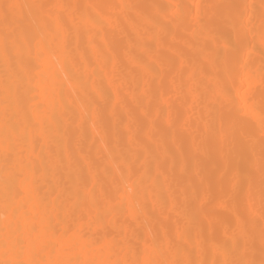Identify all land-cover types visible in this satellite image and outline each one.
Listing matches in <instances>:
<instances>
[{
	"label": "bare ground",
	"instance_id": "obj_1",
	"mask_svg": "<svg viewBox=\"0 0 264 264\" xmlns=\"http://www.w3.org/2000/svg\"><path fill=\"white\" fill-rule=\"evenodd\" d=\"M160 1L163 4H160L159 0H114L107 7L108 12L118 13L119 16L114 17H106L102 12L93 10L91 6L89 9L78 7L75 9V17L62 14L66 30L56 33L41 30L40 37L33 30V26L29 25L26 13L27 10L31 11L30 9H16L5 19L7 22L16 16L24 23L21 38L18 40L22 55L17 62L21 58L22 61L16 68L12 67L10 61L3 56L0 47V72L7 71L13 80L21 71L27 76L33 75L35 81L42 84H39V87L29 85V92L27 88L19 87L18 98L13 93L3 94L4 118L0 123V131L4 132L2 138L5 141V151L11 155L2 162L9 174L3 176L5 185L0 190V264H13V261L18 259V254L4 245L3 237L8 230L6 225H11L13 229L18 225L23 235L31 236L37 242L35 248L23 256L25 260L37 261V264H113L117 260L128 261L131 264L137 261L136 252L128 248L110 249V242L113 238H120L121 228L125 229L127 235L132 234V230L138 226L134 214L143 207L144 209L148 207L147 202L157 201L161 190L170 196L176 207L180 208L187 202L186 197L188 195L190 197L193 192V181L204 187L202 192L198 190L199 192L203 193L204 189L209 193L211 191L210 196L221 189L222 193L230 189L231 195V192L235 195L237 190L236 193L241 194L242 186L247 188V185L252 193L255 192L254 194L261 191L259 186L264 182L262 124L257 123L253 133L247 130H245L247 134L242 131L238 133L239 137L245 134L246 142L242 140L243 137L240 138L241 142L257 151L255 166L247 170L245 166L248 163L238 164V157L235 156L237 153L228 151L229 147L228 149L226 147L228 144L224 143L226 127L222 125V120L223 122L224 119L228 120L232 113L226 117L223 108L228 106L231 112L229 106L232 102L221 106L210 103V100L217 93L229 94L232 90L233 96L240 97L243 112L249 120L258 122L259 115H264V110L260 112L251 105L256 97L264 98V88H260L256 95L255 81L250 77L255 70L264 67V0L208 1V5H247V8L243 9L247 15L246 27L251 23L260 25L259 32L251 33L253 31L246 29L244 33L243 63L245 66L247 64L251 73L237 80L232 77L231 69L229 73L225 70L224 77L222 75L224 70L221 71L222 69L218 67L219 60L225 62L224 53L230 44L226 36L236 41V33L231 24L226 21L214 22L209 32L203 25L209 22L213 13L210 11L198 13L196 7L192 8L191 22L195 28L188 38L173 37V49L165 41L167 37L172 36L167 32L166 25L173 22L182 23L186 19L187 7L193 0ZM21 2L31 4L36 1L16 0L9 3ZM53 3L79 6L77 0L70 3L65 0H51V4ZM84 3L90 4L89 0H84ZM219 10L220 14L223 12L222 15L219 14ZM219 10L215 13L219 17L234 16L236 12V9L229 7H220ZM73 22L75 27H72ZM104 23L110 27L109 31L105 30ZM6 26L7 23L3 24L4 29ZM223 28L224 31L227 29L228 35H222L220 30ZM94 31L105 36L102 42L104 50L117 55L120 59L115 70L119 74L114 76L104 71H100L99 74L93 66L85 63L79 39L87 34L85 45L92 57L97 56L99 49L92 39ZM179 34L186 35L181 29ZM33 39L35 40L32 41ZM173 63L178 65L177 70H174ZM34 64H37L36 68H33ZM227 65L224 63L223 67L225 69L232 67L226 68ZM78 66L79 75L75 73ZM152 66L158 71L153 70ZM200 68L205 70L200 71ZM138 74L141 75V86L137 87L136 80L128 81L131 76ZM127 78L129 80L124 82L122 88L120 82ZM177 78L182 84L176 82ZM161 79L171 88V95L161 94L159 89ZM100 81L107 84L116 82L114 105L124 116L128 114V109L132 108L135 114H138L139 127L133 129V123L129 120L122 124L118 121L117 115L113 112L114 105L102 96ZM223 84L227 85L223 87ZM242 85L246 86V90L240 95L239 88ZM60 86L68 92L65 106L59 94ZM227 87L231 90L229 91ZM36 91L40 102L31 103L33 92ZM153 93L166 105L168 101H180L176 107L182 110V115L186 116V119L171 115L173 108L171 106L170 115L165 119L166 130L156 129L152 124L156 114L154 102L149 100ZM220 114L223 115V119L220 118ZM103 115L107 116L105 124L111 129L113 144V154L107 156L103 153L99 157L100 161H103V158L108 160L110 167L107 170L98 168L88 161L87 153L91 151L92 145H82L79 140L68 141L75 126L82 129L88 127L91 134H97L96 149H100L108 140V129L106 131L101 122ZM141 123H146L149 128L142 129ZM235 123L236 120L235 122L233 120V124ZM174 128L186 132L189 136V158L181 154L183 148L173 136L176 130ZM134 131L139 134L137 138ZM237 132L236 135L233 134L235 138L232 137L231 142L239 140V137L236 139ZM217 133L220 135L218 138ZM216 139L218 143H222L221 151H218L220 154L218 161H222L224 168L222 171L214 168L215 163L214 165L212 163ZM11 141L21 149L29 146L31 144L29 142L43 147L37 150L38 146L35 145L34 148L33 145L32 148L29 146L31 152L28 156L18 159L13 154L14 146L10 144ZM236 141L234 143H237ZM155 148L161 161L154 159L152 150ZM228 157L231 160L225 167L224 163ZM242 169H246L247 172H243L241 176ZM251 169L252 173L257 172L256 175L251 173ZM107 174H110L111 179L108 180L109 187L104 188L102 181ZM251 174L257 177L254 178ZM80 175L89 177V182L84 177L81 182L78 179ZM241 180H244L246 186ZM17 182L21 185H16ZM13 184L15 185L12 186ZM13 187H20L21 193L25 194L24 198H13L12 193L9 194ZM65 187L69 191H66ZM224 188L229 189L224 191ZM47 189H52L56 195L48 196L51 190ZM38 195L40 196L35 199ZM207 200L210 205L209 199L201 198L199 202H206L208 206ZM179 219L174 220H178L179 223L184 220ZM174 220L172 219L170 223L175 222ZM187 224L195 229L197 223L191 217ZM261 224L264 227V221ZM33 227L34 232L31 231ZM261 228L255 230L258 240L254 241L253 247L249 243L250 250L246 251L242 246L240 249L241 254L255 264L259 262L255 261L256 257H264L260 239ZM176 235L181 237V234ZM163 236L164 234L161 235ZM164 240L166 239L164 238L163 242ZM259 254L263 256L259 257ZM205 255L211 257L208 250ZM141 258L142 261L167 260L165 255L153 252L151 248L147 254L143 252Z\"/></svg>",
	"mask_w": 264,
	"mask_h": 264
},
{
	"label": "rangeland",
	"instance_id": "obj_2",
	"mask_svg": "<svg viewBox=\"0 0 264 264\" xmlns=\"http://www.w3.org/2000/svg\"><path fill=\"white\" fill-rule=\"evenodd\" d=\"M16 0H0V5H3L5 3H9V2H15ZM36 1V0H35ZM66 2L70 3L72 0H65ZM79 2V7H86L87 9H89V6L92 7L93 10H98L100 12H102L103 14L106 15V17H114V15H118V13H111L107 11V7L108 4H112L114 2V0H89L90 4L87 5L86 3H84V0H77ZM208 1L209 0H193V2L191 3V5H189L187 7V11H186V19H184V21L182 23H176L173 22V24L168 23V21H166V23H168L166 25L167 28V32L171 33V38H166L165 41L166 43L171 46V48L174 49L173 43V37L175 38H188L189 36H191L193 29L195 28V26L193 25V23L191 22V9L192 8H197L198 13H205L206 11H210L211 14L212 13H216L220 8H212L209 9L208 7H204L205 5H208ZM40 2L45 3V4H51V0H40ZM160 4H163L160 0H159ZM20 4L22 5H26L27 3L21 2ZM27 10V8H26ZM222 11V10H221ZM262 12V10H261ZM223 12H221L220 14V10H219V14L222 15ZM27 16H28V22H29V17L33 16L34 13L32 11L27 10ZM246 15V14H245ZM247 17V15H246ZM65 22V20L63 19V23ZM7 23L6 29H4L3 24ZM24 25V23L19 20L16 16L12 17L9 21H5V16L3 14V10L0 9V38L3 37V35L6 32H11L14 37H15V42L14 43H9L8 46V53L5 54L4 52V48H3V43H2V39H0V47H2V54L3 56H5V58H7L10 61V65H12V67L17 66V64H19L22 61V58L20 59L19 62H17V60H19V58L21 57V52H20V44H19V39L21 38V30H22V26ZM31 26H33V30L37 32V35L40 37V31L41 29L37 26L36 23H31ZM105 30L109 31L110 27L107 26L106 23L103 24ZM259 28L260 25L259 24H255V23H251L249 24L246 29H250L251 33H255V32H259ZM180 29L182 31H184L186 33L185 36H181L179 34ZM223 36L228 35L227 34V29L224 28L220 30ZM224 31V32H223ZM229 33V32H228ZM36 37V35L34 36ZM88 35H84L81 36V38L79 39V42L81 43V53L83 54V59L85 61L86 64L93 66L100 74V71H104L105 73H109V74H119L118 71L116 70V65L117 62H120V59L117 58L118 56L113 54V53H107L104 50L103 47V39L105 38V36H101L99 34V32L94 31V35L92 37L93 42L97 44V47L99 49L97 56L92 57L90 55V51L87 49L86 45H85V40L87 39ZM227 40L232 43L233 41H235L234 39L232 40V37L230 36H226ZM35 39H33L32 41H34ZM232 41V42H231ZM109 45V44H108ZM111 45V43H110ZM180 51V50H178ZM185 54V53H184ZM26 56V55H25ZM244 56H245V50L243 51L241 57H240V61H239V65H230V64H226L229 69H225V67H223V64L220 60L218 63V67L221 68L223 71L222 75H224L225 77V70H227V73H229L230 69L232 70V77L234 78V80H237L238 78H243V76H245L246 74H249L251 72H249L248 66L246 64L243 63L244 61ZM249 58V56L247 57V59ZM246 59V57H245ZM173 68L174 70L178 69V65L176 63H173ZM225 66V65H224ZM37 64H34L33 68H36ZM152 69L155 71H158L157 68L152 66ZM205 70L200 68V71ZM79 71H80V67L78 66L75 69V73L77 75H79ZM198 70V72H200ZM220 71V72H221ZM255 73L252 74L250 77L255 81L254 86H255V91L254 93H258L260 91V88H264V67L260 68L258 70L254 71ZM198 74V73H197ZM0 75L2 76V79L0 80V123L3 122V118H4V104H3V94L5 93H13L17 98L19 97V87L23 88H27L28 92H29V85H36L37 87H39V84H42L40 81L37 82L35 81V79L32 76H27L25 75L23 72L19 71L16 74V77L12 80L9 77V74L7 71L2 70L0 72ZM222 75L220 74V76L222 77ZM4 76V77H3ZM220 77V78H221ZM206 79H208L206 77ZM114 80V79H112ZM129 78L125 79L124 81L120 82V86L123 88V85L125 84V81H128ZM136 80V85L141 86V75H135V76H131L130 81H134ZM260 80H262V82H260ZM176 82L181 83V80L179 78L176 79ZM159 89L161 90V94L163 95H171V88L169 87V85L167 84L166 81L164 80H160L159 82ZM226 83V82H225ZM180 84V85H181ZM227 85V84H225ZM223 84V87L225 86ZM99 86L101 88V93L102 96H104L107 100V102H109L110 104H115L114 101V91L116 90V82H113L112 84H107L104 83L103 81H100ZM42 87V86H41ZM40 87V88H41ZM229 88V87H227ZM225 89V88H224ZM231 90V88H229V91ZM246 90V86L242 85L239 88L240 91V95H243L245 93ZM59 94L62 97V104L65 106L66 104V100H67V95L68 92L65 91L64 87L61 88V86L59 87ZM253 91V90H252ZM133 92L138 93L137 91L133 90ZM226 92H228V89L226 90ZM234 93V91H233ZM34 95H32L31 98V103H39V98H38V92H33ZM119 94V92H118ZM230 96V102H232L229 106V108L231 109V112L228 110V106L227 108L225 107V109L223 108L224 111V115L226 117L229 116V114L232 113V115L227 119H224L223 122V118H222V114L220 118H222V125H224L226 128L225 130V142L226 147L228 149V151H235L237 153L238 157V164H242V163H248L245 168L247 170H249L252 166H255V156L257 155V151L255 149L250 148L249 146L245 145L244 142H246V139L244 137L245 134V130H247L248 132L253 133L254 127L256 126L257 123H261L262 119H264V115H259L258 117V122H255L253 119L249 120L248 116L243 112V104L241 103V99L238 96H233L232 94V90L231 92H229L228 94ZM257 95V94H256ZM150 102H154V111L156 112L155 114V120L152 122L153 126L156 129H165L167 128L166 125V117L167 115H170L169 113V109L171 106H173L172 108V113L171 115H175L179 118L184 117V119H186V116L182 115V110L178 107H176L180 101L176 102V101H168V105H166V103H164L163 101L160 100L159 96L157 94H154L149 98ZM178 103V104H177ZM251 105L256 108L257 110H259L260 112L264 110V98L262 99H258L256 97V100H253V102L251 103ZM156 107V109H155ZM227 109V110H226ZM129 112L126 116H124L123 114H121L120 109L114 105L113 106V112L117 115L118 117V121L122 124L123 122L129 120L133 123V129L139 127L140 122L139 118H138V114H135V111L132 108L128 109ZM225 111H229L227 114L225 113ZM228 115V116H227ZM225 117V118H226ZM107 116L103 115L102 117V123L104 125L105 130L107 131L108 129V140L105 142V145L102 144L100 149H96L98 147V137L97 134H91L90 129L88 127H84L83 129L80 128L79 126H75L73 128V130L71 131L72 134L69 136L68 141H76L79 140V142H82V145H92L91 151L87 150V159L90 163L94 164L96 167H102L103 169L107 170L110 167V164L108 162V160L106 158H103V161H100V156L103 155V153H105L107 156H110L111 154H113V144H111L112 141V132L111 129L105 124ZM217 120V119H216ZM233 120L236 123L233 124ZM233 124V125H232ZM72 126H74L73 124H71ZM142 129L147 130L149 128L148 125H146V123H141ZM176 128H174L175 130ZM219 129V125L217 126V130ZM239 129V130H237ZM216 130V129H215ZM216 130V132H217ZM238 132H237V131ZM235 131V132H234ZM243 132L245 133L244 135H242L241 137H243L242 140H244V142L240 141V138L238 133L239 132ZM181 132V130L176 129L173 132V136L175 137L176 141L178 142V144L180 143L182 145V151L181 154L183 153L184 156L187 155V157L189 158V153H190V149L188 147V137L186 135V132H184V134H179ZM215 132V131H214ZM236 135L237 132V137L236 139H238L239 137V144L238 141H236L237 143L231 142V139H233L232 137L235 138V136L233 135L234 133ZM4 132L3 130L0 131V190L1 188L5 185V182L3 180V176L5 177L6 175L9 174L8 169L4 168L2 165L3 160L5 161L6 156L8 157V153L7 151H5L4 148V139L2 138ZM135 137H138V132L134 131ZM240 134V133H239ZM213 135V134H212ZM210 135V137L212 136ZM264 135V132H263ZM219 133H217V137L218 138ZM173 137V138H174ZM214 137V136H212ZM220 138V137H219ZM92 141L90 142L89 140ZM166 144L168 145L167 141L169 140L168 136L166 137ZM174 139V140H175ZM213 141V138L211 139ZM221 140V139H220ZM230 140V141H229ZM214 142V141H213ZM31 143V144H30ZM10 144L12 146H14L13 149V154L18 157V159L23 158L24 156H28V154L31 152L29 149V146L33 145L34 146H38L37 144H33V142H29V146H27L26 148L22 147L19 148L17 144H14L12 141L10 142ZM216 146V149H213V153L215 151V155L213 156L214 158V168L219 169L220 171H222L224 168H222V161H218L219 160V153L218 151H221V147H222V143L220 144V142L218 143L217 139H216V143H214ZM217 144V145H216ZM244 144V145H243ZM27 145V143L25 144ZM43 146L39 145L37 150H40ZM96 150H95V149ZM108 152V153H107ZM152 153L154 155V159L156 161H161V157L157 154V148L152 150ZM44 156V155H43ZM41 157V156H39ZM174 157L176 158V156L174 155ZM233 157V156H231ZM211 159V161H213ZM230 157H228L225 160L224 166L226 167V164H228L230 162ZM210 161V159H209ZM257 161V160H256ZM213 168V167H212ZM216 169V170H217ZM246 169H242L241 172H247ZM255 169V167H254ZM82 171V168H81ZM213 171V170H212ZM218 171V170H217ZM256 171V169L254 170V172ZM250 172V171H249ZM253 172V169H251V173ZM257 173V172H256ZM256 173H252L255 174ZM250 175V173H247ZM251 176L253 177L254 175ZM242 176V175H241ZM87 180L89 182V177L87 176H83L80 175V177H78V179L82 182V179ZM257 177V176H256ZM254 176V178H256ZM110 174H107L105 176V179H103L102 184L104 186V188H108V180H110ZM244 181V180H243ZM241 180V182H243ZM194 185H192L193 187V192L191 194L192 198L189 197V195L186 197L187 199V204L183 205V207H176L175 206V202L173 200H171L170 196L164 194V191L161 190V192H159V196H158V200L157 201H151V202H147L148 207H146L144 209V207L142 208V210H138L137 213H143L146 212L151 216L154 217H158L160 218L163 223L167 226L166 228H159L158 232H159V237L161 238V240H163L164 238L167 240H164V245L165 247L161 250L160 253H162L163 255H165L167 257V260L169 261H174L176 259H184V258H189L191 259L194 264H217L218 261H222L224 259V251L227 250L229 252H232L233 250L236 249L237 247V239H234V237H238L240 234H243V238H240L238 241L239 244V248L242 249L244 248V250L248 251L250 250V246L253 247V243L254 241L258 240V237L255 233V230H258L259 228H264L262 226V222L264 221V182H262L259 186V189L262 191L254 194L255 192L252 193L251 189L249 190V186L247 185V188H245L244 186H242V191L240 190L241 194L236 193L238 192L235 191V195L233 194L234 192H231V194H229V190L227 188H224L223 190L226 191L225 189H227V192H223L222 193V189L218 192L216 191V193H222L217 195L216 193H212L211 191L209 193V191L207 192V189H204V192L201 193L202 189L204 188L203 186L197 184L196 181H193ZM223 182V181H222ZM221 183V182H219ZM16 185H21L19 182L15 183ZM15 184H13L12 186H14ZM222 184V183H221ZM243 185L246 186V183L243 182ZM203 187V188H202ZM249 187V188H248ZM240 188V187H239ZM244 188V189H243ZM20 187H13L12 191L9 193H12V197H18V198H24L25 194H22L21 191L19 190ZM66 191H69L68 188H64ZM51 190V191H50ZM198 190H200L201 192H199ZM219 190V189H218ZM43 191V190H41ZM47 191H50V193L48 194V196H53L56 195V193L54 191H52V189H47ZM94 191V189H93ZM194 193V194H193ZM225 193H227L225 195ZM196 194V195H195ZM208 194V197H207ZM239 194V195H238ZM41 195V194H40ZM40 195H38L36 198H38ZM194 195V197H193ZM201 195H203L201 197ZM255 195V196H254ZM205 196V197H204ZM222 196V197H221ZM224 196L226 198H224ZM218 197H221L220 199ZM170 200H169V199ZM194 198V200H193ZM203 198V199H209L210 201V205H208V200H207V205L206 206V202L205 203H201L199 202V200ZM192 199V201L190 200ZM219 199V200H218ZM191 201V202H190ZM157 202V203H156ZM227 202V203H224ZM218 203V204H217ZM222 203V204H221ZM157 206H156V205ZM225 204V205H224ZM152 207H150V206ZM222 205V206H221ZM43 206V205H42ZM155 207H157V209H155ZM185 207V209H184ZM177 208V209H175ZM184 210H183V209ZM180 209H182L180 211ZM202 209V211H201ZM144 210V211H143ZM180 211V212H179ZM183 221H181L179 218ZM183 218H182V217ZM175 217V218H174ZM191 217H193L195 219L196 224V228L192 229L190 228L187 224L188 219H190ZM233 217V218H232ZM174 219H179L181 221V223H179V228L180 225L184 222V224L181 225L180 228V232H177L176 230V225L177 224L175 222H177L176 220H174L175 222H171V220ZM185 225V226H184ZM264 225V224H263ZM146 225L144 228H141L140 225L137 226V230L139 231H146ZM257 229H256V228ZM259 227V228H258ZM261 228V229H262ZM167 232V235H165V233ZM169 232V233H168ZM184 232H188L190 233L191 239L186 241L187 243V247L189 249V253L190 255L188 257H185L183 254H177L175 248H173L172 250H168L167 248V243L168 240H172L174 243H181V246H183V243L181 242V240H179V238L181 239V237L179 235L176 234H181ZM23 234V233H22ZM163 237H161V235H163ZM176 236H178V240L176 239ZM242 242H244V244H242ZM249 243L251 244L249 246ZM233 244V246H232ZM258 247L260 246L259 244H257ZM256 245V246H257ZM259 250H261V246L260 248H258ZM141 248H143V245H141ZM256 249V250H257ZM262 249H264V245H262ZM206 250L209 251V253H211V257H208L205 255ZM204 252V254H203ZM158 253V254H160ZM143 251L140 252H136V258L137 260L142 262V256ZM258 256V255H257ZM261 255L259 254V257ZM263 256V254H262ZM261 256V257H262ZM264 258V257H263ZM263 258H255V261H259L257 262V264H261V262L263 260ZM261 259V261H260ZM82 263L84 262V260L81 261Z\"/></svg>",
	"mask_w": 264,
	"mask_h": 264
},
{
	"label": "snow or ice",
	"instance_id": "obj_3",
	"mask_svg": "<svg viewBox=\"0 0 264 264\" xmlns=\"http://www.w3.org/2000/svg\"><path fill=\"white\" fill-rule=\"evenodd\" d=\"M78 7V5H65L60 3L45 4L40 2V0H36V2L26 5L15 3H5L0 5V9L3 10L5 19H7L9 14L16 9H30L34 15L29 17V25L34 22L41 30L53 33L66 30L62 14L75 17V9ZM204 7H229L236 9L235 15L229 17H219L213 13V15L209 18V22L204 24L203 27L210 32L214 22L226 21L231 24L233 31L236 33V41L235 43H230L227 46L224 53V59L226 64L234 66L239 65L240 57L245 49L244 33L246 32V15L243 9H246L247 5H205ZM72 27H75V22H73ZM0 39H2L4 52L7 54L9 43H14L15 37L11 32H6ZM228 102H230V96L227 93H217L210 100V103L219 104L221 106ZM261 124L262 132H264V119H262ZM262 143H264V138H262ZM10 155L11 154L9 153L8 156ZM6 158L8 157L6 156ZM262 172H264V166H262ZM241 175H243V172H241ZM134 215L136 223L140 225L141 228H144L145 225L147 226L146 231L142 232L137 229H133L132 234L127 235L125 229L121 228L120 238H113L111 240L110 249L128 248L130 251H143L147 254L149 252V248H151L153 252L159 253L165 245L163 240L159 237L158 229L166 228L167 226L160 218L154 216L150 217L147 212L136 213ZM6 227L8 230L5 232L3 237L4 245L18 254V259L13 261V264H37V261L35 260H25L23 258L26 253L31 252L35 248L37 242L34 241L31 236L23 235L18 225L14 229L11 225H6ZM176 230L177 232H180L178 221L176 224ZM31 231L34 232L35 228L33 227ZM240 238H243V234H240L238 237H234V239H237L236 249L232 252L225 250L224 259L222 261H218L217 264H255L254 261L247 259L245 255L241 254L238 244ZM190 239V233H181V242L183 243V246H181V243H174L172 240H168L167 248L168 250L175 248L178 255L183 254L185 257H188L190 253L186 241ZM260 239L262 245H264V228L261 230ZM141 245H143V248H141ZM113 264H130V262L117 260L113 262ZM131 264H194V262L189 258L176 259L174 261L166 259H147L142 262L137 260L131 262ZM261 264H264V262H261Z\"/></svg>",
	"mask_w": 264,
	"mask_h": 264
}]
</instances>
